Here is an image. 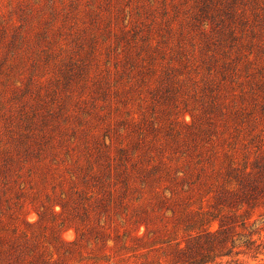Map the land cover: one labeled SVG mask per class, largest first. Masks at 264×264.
I'll return each mask as SVG.
<instances>
[{
    "label": "rangeland",
    "instance_id": "374dc122",
    "mask_svg": "<svg viewBox=\"0 0 264 264\" xmlns=\"http://www.w3.org/2000/svg\"><path fill=\"white\" fill-rule=\"evenodd\" d=\"M149 3L151 7L146 8ZM193 4L194 0H0V237L10 236L11 230L29 236L40 230L50 239L56 231L69 244L83 231L79 250L66 255V263L116 264L119 256L127 253L119 264L147 260L169 264L170 250L164 241L177 237L175 228H179V240L186 236L183 223L177 219L181 208L174 201L169 209L161 206L159 197L151 191L142 201L133 200L138 194L133 195V186L129 193L125 191L122 179L116 175V145L131 142L135 134L130 127L116 133L117 121L128 114L141 118L153 113L163 120L166 109L182 124H191L193 117L205 115L204 101L194 97L188 84L174 100L165 96L154 100L164 68L177 56V49L159 55V65L153 71L133 69L129 73L132 81L127 72L122 74L128 60L124 61L123 54L115 57L116 40L109 32H120L121 18L131 12L132 20H143L152 28L155 39L166 35L168 24L183 29L185 44L191 49L187 32L194 30L186 7ZM16 32L23 42L18 46L13 42ZM142 44L139 39L135 41L136 52L141 51ZM116 62L122 74L116 76L118 84L114 81ZM106 66L112 72L107 101L98 88ZM33 74L48 94L46 104L36 102L33 93L31 97L28 93ZM106 134L116 142L109 150L110 167L100 156ZM103 163L111 169L110 179L103 175ZM198 196H191L189 202H198ZM207 199L203 202L205 211L217 215L213 199ZM61 204H65V210ZM141 206L148 214L135 225L134 210ZM197 207L195 203L193 208ZM250 214L251 221L257 220L253 229L260 232L255 238H263L264 209ZM147 226L150 234L141 244L152 245L153 250L116 252L121 245H115L117 234L122 235L125 246H132L136 243L133 236H142ZM211 228L218 229L219 222L212 221ZM243 250V246L237 247L235 252ZM146 252V256L131 257ZM253 255L240 253L214 264H264V255ZM103 256L105 259L96 263V258Z\"/></svg>",
    "mask_w": 264,
    "mask_h": 264
},
{
    "label": "trees",
    "instance_id": "16d2710c",
    "mask_svg": "<svg viewBox=\"0 0 264 264\" xmlns=\"http://www.w3.org/2000/svg\"><path fill=\"white\" fill-rule=\"evenodd\" d=\"M186 10L194 30L187 32L191 49L185 44L183 29L168 24L164 28L166 35L159 34L161 38L155 39L152 28L145 26L143 20H132L131 12H125L121 18L120 32H109L116 40L115 57L123 54L124 61L128 60L122 73L127 72V76H131L133 69L155 70L159 55L177 49V56L164 68L160 89L153 98L165 96L174 100L184 84H188L194 97L201 98L205 105V115L193 117L191 124H182L166 109L163 120L155 113L141 118L128 114L119 119L116 133L130 127L135 135L131 142L120 141L116 145V175L122 179L126 192L131 186L133 195L138 192L134 201H142L146 192L151 191L159 197L161 206L169 209L172 201L180 206L177 219L183 223L186 236L179 240V228H175L177 237L164 241L170 250L169 264H214L218 259L240 253H253L257 258L264 255V237L255 238L260 232L253 229L257 220L251 221L250 212L264 209V0H194ZM138 39L143 42L140 52L135 51ZM20 41L21 34L16 32L14 45L18 46ZM117 65L118 62L114 81L118 84L116 76L122 74ZM106 67L98 87L103 100L107 98L112 73ZM128 78L132 80V76ZM28 84L30 97L33 93L36 102L46 104L48 94L42 91V81L33 74ZM55 85L54 95L59 83ZM46 112L52 114L49 109ZM115 143L112 135L106 134L100 156L108 161L109 167V150ZM102 167L103 175L110 179L111 169L104 163ZM198 194V202H189L191 196ZM110 197L109 192V202ZM204 198L213 199L217 215L205 211ZM195 203L197 208H193ZM61 205L65 210V204ZM134 213L135 225L148 214L142 206ZM42 219L40 215L39 221ZM212 221L219 222L218 229L211 228ZM11 232L10 236L0 237V264H71L65 262V256L77 252L85 236L79 231L77 239L68 244L56 231L50 239L40 230L32 236L24 231ZM149 234L147 226L142 236H133L136 243L132 246H125L122 235L117 234L115 245L118 242L121 245L116 252L153 250L152 245L141 244ZM242 246L243 251L235 252ZM125 254L119 256L116 264L125 260L126 256H122ZM147 254L135 253L131 257ZM105 257L96 258V263ZM138 264L153 263L147 260Z\"/></svg>",
    "mask_w": 264,
    "mask_h": 264
}]
</instances>
